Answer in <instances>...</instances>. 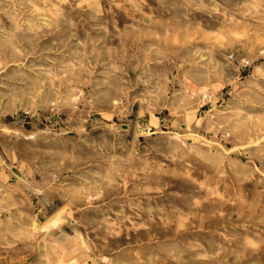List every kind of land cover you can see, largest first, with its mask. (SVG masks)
<instances>
[{"label": "rangeland", "instance_id": "374dc122", "mask_svg": "<svg viewBox=\"0 0 264 264\" xmlns=\"http://www.w3.org/2000/svg\"><path fill=\"white\" fill-rule=\"evenodd\" d=\"M0 264H264V0H0Z\"/></svg>", "mask_w": 264, "mask_h": 264}, {"label": "water", "instance_id": "95a60500", "mask_svg": "<svg viewBox=\"0 0 264 264\" xmlns=\"http://www.w3.org/2000/svg\"><path fill=\"white\" fill-rule=\"evenodd\" d=\"M48 225L53 227V228H59V230L64 231L65 229L62 227V221L58 217H53L52 219L49 220ZM46 225V226H48ZM45 229V228H43Z\"/></svg>", "mask_w": 264, "mask_h": 264}]
</instances>
